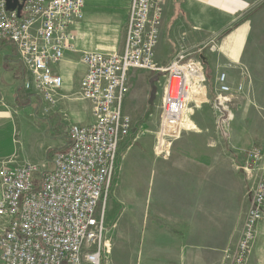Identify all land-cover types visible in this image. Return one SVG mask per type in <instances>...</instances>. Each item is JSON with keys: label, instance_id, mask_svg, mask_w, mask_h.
Listing matches in <instances>:
<instances>
[{"label": "built area", "instance_id": "obj_1", "mask_svg": "<svg viewBox=\"0 0 264 264\" xmlns=\"http://www.w3.org/2000/svg\"><path fill=\"white\" fill-rule=\"evenodd\" d=\"M126 1L121 52L81 54L86 72L77 98L90 105L93 123L69 126L67 144L54 155L50 170L31 163L18 165L17 157L0 161V264H100L110 231L108 193L120 146L132 130L122 107L130 71L169 74L158 135L162 140L178 134L188 82L200 78L198 65L180 52L169 67H157L155 49L167 0ZM84 3L25 0L17 15L16 8L8 11L0 0V45L15 48L24 71L22 88L50 108L63 86L52 67L63 60L65 52L74 51V27L83 19ZM216 85V101L221 106L235 98L225 74ZM241 89V85L235 88ZM262 155L259 151L250 154L245 172L253 179L250 206L239 240L222 251L219 264H246L251 254L257 224L264 217Z\"/></svg>", "mask_w": 264, "mask_h": 264}, {"label": "crops", "instance_id": "obj_2", "mask_svg": "<svg viewBox=\"0 0 264 264\" xmlns=\"http://www.w3.org/2000/svg\"><path fill=\"white\" fill-rule=\"evenodd\" d=\"M127 5L126 0H85L83 19L74 27V51L65 52L63 60L52 67L53 73L63 80V86L56 105L51 108L22 88L24 71L16 59L15 48L10 44L0 45V161L18 157L15 148L24 141L38 146L41 159L42 154L55 147L56 141L51 135L56 134L59 124L67 126L68 131L72 124L93 123L90 105L77 98L79 83L86 72L81 54L111 51L105 42L122 28L125 38ZM263 8L264 0L166 1L155 49L156 66H168L183 52L188 59L199 58L207 76L196 86L192 84L185 105L188 113L181 124V139L190 134L198 145L188 149L183 142L171 150L173 157L180 154L182 159L171 160L169 145L162 144L164 139L159 140L161 95L156 86L164 76L137 70L128 74L123 113L132 121L133 134L148 137V264H186L188 255L192 257L188 264H219L221 251L227 246L228 235L232 234V226L227 221L232 212L227 211V201L218 207L214 194H208V204L202 205L201 201L202 185H216L217 169L226 165L218 158V149L208 144L214 141V121L217 126L219 117L215 116L218 112L214 109L218 96L217 74H226L233 93H239L235 90L238 85L243 88L244 72L252 71L249 56L256 55V50L250 48L252 25L255 24L250 16ZM122 48L123 45L112 51L121 52ZM195 60L192 62H199ZM35 101L41 107L36 106ZM124 143L125 140L121 146ZM160 152L168 157L164 156L159 162L161 176L158 177L154 176L158 164L154 166L156 160L153 159ZM192 152L196 155H189ZM32 162L29 157L16 160L18 165ZM44 164L46 162L41 161L37 165ZM173 168L179 171L206 169L207 176H194L191 172L186 176H174ZM154 185H157L156 192ZM158 191L160 197L155 199ZM200 216L208 218L212 224L210 229L217 236L198 238L205 242L194 243V222ZM222 221L224 230H221ZM222 232L223 240L220 238Z\"/></svg>", "mask_w": 264, "mask_h": 264}, {"label": "rangeland", "instance_id": "obj_3", "mask_svg": "<svg viewBox=\"0 0 264 264\" xmlns=\"http://www.w3.org/2000/svg\"><path fill=\"white\" fill-rule=\"evenodd\" d=\"M250 17L254 18L255 23L252 25L253 32L251 33L250 48L256 50V55L249 56L252 71L248 70L244 72L242 90L234 95L235 98L230 103L223 106L229 112V117L226 123L223 124V130L227 135L226 138L223 137L214 121V141L208 143L218 149V158L220 157L221 162L225 161L227 166L224 164V167L217 169L216 185H202L201 192L202 205L203 203L208 204V194L210 193V195L214 194L216 196L218 207H221L227 201L226 207L229 208L227 211L230 214L232 212L230 218L227 219L228 223L232 226V234L228 235L226 240L227 246L225 248L235 245L239 240L245 215L250 206L251 191L249 189L253 179H249V176L245 174L248 170L247 163L249 162L250 154L253 151H259L263 153L264 159V8L258 9ZM123 39L124 31L122 28L117 31V34H112L111 38L105 42L106 47L117 51L123 45ZM112 50L104 51L113 52ZM194 59H196L195 61L199 60V58H186L189 61H194ZM197 63H199L200 78H194L188 82L189 94L192 91V84L196 85L197 82H201L207 77L206 73L204 74L202 62L199 60ZM169 65L163 68H167ZM137 71L148 74V71ZM154 73H161L164 76V78L157 81L158 84L156 86V88L160 89L161 114L169 74L167 72ZM221 74L224 73H218L217 79ZM35 103L36 106L41 107L38 101H35ZM185 105L182 119L178 125V134L173 137L163 138L162 144L165 145L166 143L169 145L168 150L170 151L176 149L177 145L183 144V142L187 143L185 147L188 149L198 145V141L190 134L183 138V140L181 139V136H183L182 120L188 113ZM147 116L148 114L145 117ZM215 116H219L218 113ZM143 122L146 123L148 120ZM143 122L139 121L141 124ZM58 127L56 134L51 135L56 141L55 147L49 150L47 154H42L41 159H39L41 153H38V146L25 141L20 142L17 148H15V155H18L17 158L21 161L29 157L33 161L32 164L36 165L40 164L41 161L46 162L44 167L50 170L54 155L63 149V146L67 142V126L64 127L63 124H59ZM60 128H62L61 131L59 130ZM139 135L136 136L131 132L119 150L116 169L113 174L107 200V222L110 226L109 234L106 237L108 247L106 253L101 258L100 264H148V137ZM195 150L193 151L195 152ZM194 152L189 155L195 156ZM169 155H171V160L183 158L180 154H177L176 158L173 157L172 151ZM157 156L153 159L156 160L153 162V165L158 164V169L155 170L154 176L158 175L159 177L161 176L159 173V162L167 155L165 152H160ZM228 163L231 165L229 164V166ZM257 169H259V166H257L255 173L258 172ZM188 172H191L194 176L196 174L207 176L206 169L198 170L193 168L190 170L181 169L180 171L173 168L172 175L186 176ZM156 186L154 185L155 192ZM154 197L155 199L156 197L159 198L160 192L158 191ZM211 225L208 222V218L204 216L195 218L194 226L196 230L193 242H205L198 238H216V233L210 229ZM221 230H224L223 221L221 222ZM220 238L223 240V232L220 234ZM188 256L186 264L192 259L190 255ZM246 264H264V217L257 224L251 254Z\"/></svg>", "mask_w": 264, "mask_h": 264}, {"label": "water", "instance_id": "obj_4", "mask_svg": "<svg viewBox=\"0 0 264 264\" xmlns=\"http://www.w3.org/2000/svg\"><path fill=\"white\" fill-rule=\"evenodd\" d=\"M5 1V5H6V10L8 11H13L16 8L17 11V15L19 14L22 5L24 3L25 0H22L21 3H19L17 0H4ZM214 109L218 112L219 117L217 119V127L219 128V130L221 131V133L223 134V137L226 138V134L223 130V124L226 123L228 117H229V112L228 110L224 109L223 106H221L219 104L218 101H214Z\"/></svg>", "mask_w": 264, "mask_h": 264}, {"label": "bare ground", "instance_id": "obj_5", "mask_svg": "<svg viewBox=\"0 0 264 264\" xmlns=\"http://www.w3.org/2000/svg\"><path fill=\"white\" fill-rule=\"evenodd\" d=\"M196 86V85H195Z\"/></svg>", "mask_w": 264, "mask_h": 264}]
</instances>
